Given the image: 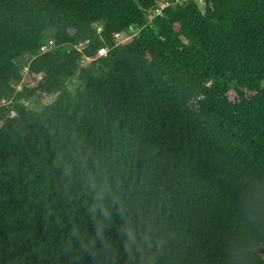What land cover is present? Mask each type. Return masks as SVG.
Masks as SVG:
<instances>
[{
    "label": "trees",
    "instance_id": "obj_1",
    "mask_svg": "<svg viewBox=\"0 0 264 264\" xmlns=\"http://www.w3.org/2000/svg\"><path fill=\"white\" fill-rule=\"evenodd\" d=\"M1 99L0 264H264V0H0Z\"/></svg>",
    "mask_w": 264,
    "mask_h": 264
},
{
    "label": "rangeland",
    "instance_id": "obj_2",
    "mask_svg": "<svg viewBox=\"0 0 264 264\" xmlns=\"http://www.w3.org/2000/svg\"><path fill=\"white\" fill-rule=\"evenodd\" d=\"M198 1H200V2H202V0H198ZM167 5V3L166 4H161L160 5V9H162L163 7H165ZM201 5V8L203 9V5L202 4H200ZM160 9H159V11H157L158 13L160 12ZM131 32H132V34H135V33H137V30H135V29H131ZM53 36H54V30L53 29H50V30H48L47 31V33H46V41H49L50 39H53ZM131 36H129L128 38H130ZM88 62V61H87ZM87 62L85 63V64H87ZM24 71H25V69H24ZM26 80H28V81H26V82H24L23 84H18V89H21L22 88V86H26V85H30V83H31V81H29V79L26 77L25 78ZM36 79H37V77H36ZM38 80V79H37ZM72 89V88H71ZM235 94L236 93H234V92H230V97H231V99H235ZM55 98V95H52V96H43L42 98H41V103H49V102H52V100ZM8 104V103H7ZM0 105H4V104H1L0 103ZM35 107V106H34ZM38 107V106H37ZM2 126V122H0V127Z\"/></svg>",
    "mask_w": 264,
    "mask_h": 264
},
{
    "label": "built area",
    "instance_id": "obj_3",
    "mask_svg": "<svg viewBox=\"0 0 264 264\" xmlns=\"http://www.w3.org/2000/svg\"><path fill=\"white\" fill-rule=\"evenodd\" d=\"M81 46H82V45H79V46H77V48L80 49ZM53 47H54V40H49L48 42H46L45 45H43V46L40 48V52H41V53L47 52L48 50H50V49L53 48ZM106 53H107V49H106V48H102V49H100V50L98 51V56H105ZM90 60H91L90 58H86V59H85V61H90ZM82 62H84V60H83ZM27 70H28V69L25 68V72H27ZM35 77H37V79L40 80L41 77H42V74H39L38 76H35ZM33 83H34V82H33ZM0 103H1V104H7V103H9V100H7V99H1ZM14 115H15V112L12 111L11 114H10V116L12 117V116H14Z\"/></svg>",
    "mask_w": 264,
    "mask_h": 264
},
{
    "label": "clouds",
    "instance_id": "obj_4",
    "mask_svg": "<svg viewBox=\"0 0 264 264\" xmlns=\"http://www.w3.org/2000/svg\"><path fill=\"white\" fill-rule=\"evenodd\" d=\"M51 40V39H50ZM97 56H98V54H97ZM92 60V59H91ZM85 61V60H84ZM87 61H85V63H86ZM89 62V61H88ZM40 74H42V76H43V73H40ZM39 75V74H38ZM38 75H35V76H38ZM42 78V77H41ZM1 101V100H0ZM11 114V113H10ZM10 116V115H9ZM15 116V115H14ZM14 116H12V117H14ZM11 117V116H10ZM11 117V118H12Z\"/></svg>",
    "mask_w": 264,
    "mask_h": 264
},
{
    "label": "water",
    "instance_id": "obj_5",
    "mask_svg": "<svg viewBox=\"0 0 264 264\" xmlns=\"http://www.w3.org/2000/svg\"><path fill=\"white\" fill-rule=\"evenodd\" d=\"M260 254H264V248L261 249Z\"/></svg>",
    "mask_w": 264,
    "mask_h": 264
}]
</instances>
